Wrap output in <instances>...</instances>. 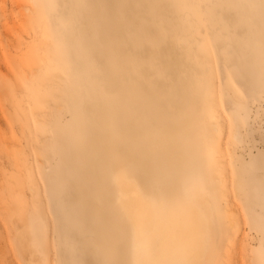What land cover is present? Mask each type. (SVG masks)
Here are the masks:
<instances>
[{"label":"bare ground","instance_id":"bare-ground-1","mask_svg":"<svg viewBox=\"0 0 264 264\" xmlns=\"http://www.w3.org/2000/svg\"><path fill=\"white\" fill-rule=\"evenodd\" d=\"M151 1L160 2L153 13L146 6ZM192 1L215 21L218 65L225 72L231 69L246 95L251 85L264 87L260 82L264 61L245 57L240 44L233 46V36L240 39L243 34L242 11L234 6L245 0H186ZM55 4L57 30L70 42L77 39L71 45L72 58L87 67L86 75L80 73L85 97L77 114L90 113L99 129L92 137L84 136L89 130L85 125L81 129L73 120L61 124L53 116L50 133L44 136L50 156L39 166L42 183L59 216H78L77 233L66 229L55 240L56 264H223L221 251L229 226L218 202L221 181L211 175L209 165L215 155L211 132L218 129L215 122L201 121L203 95L212 87L202 57L172 34L159 33V25L167 26L164 21L175 16L171 2L55 0ZM120 17L136 21L127 23ZM138 20L144 24L138 26ZM107 22L113 25L112 35L118 31L119 40L143 41L152 50L143 56L152 65L137 70L129 62L118 64L100 30ZM223 49L233 52L232 57L218 53ZM234 103L232 139L241 143L246 105ZM235 177L233 191L251 224L264 227V150L247 162L239 161ZM205 193L214 203L217 228L200 211ZM79 207L82 213L76 211ZM50 231L42 219L30 239L43 264L50 254ZM62 241L68 243L65 249ZM251 255L252 264H264L262 245Z\"/></svg>","mask_w":264,"mask_h":264},{"label":"rangeland","instance_id":"rangeland-1","mask_svg":"<svg viewBox=\"0 0 264 264\" xmlns=\"http://www.w3.org/2000/svg\"><path fill=\"white\" fill-rule=\"evenodd\" d=\"M169 1L175 16L171 22L164 21L167 26L159 25V33L172 34L191 53L202 57L212 87L211 93L206 91L203 95L206 108L201 113V121L215 122L218 129L211 132L215 155L209 165L211 175L221 181L217 184L218 202L225 210L222 215L229 226V238L221 251L223 264H252V250L260 245L264 248V227L251 224L245 207L233 191V182L239 161L247 162L258 150H264V87L251 85L250 94L246 95L231 69L226 73L218 65L215 47L219 37L212 29L215 21L200 11V3ZM147 4L153 13L160 2ZM55 6V0H0V264H43L42 257L30 246L32 232L39 229L42 219L51 230L46 264H56L53 245L57 237L64 236L66 229L73 228L71 234L77 233L78 216L71 213L59 216L57 204L41 180L39 166L50 156L44 140L50 133L49 121L53 116L65 125L76 121L81 129L84 125L89 129L84 136L92 137L94 130L99 131L90 113L77 114L85 97L80 73L85 74L87 67L77 57L72 58L71 45L77 39L72 38L70 42L57 30L53 22L57 18ZM234 7L242 11L239 20L243 34L240 39L233 36V46L240 44L245 57L264 61V0H245ZM123 18L120 17L123 22L127 19V23L136 21ZM108 22L100 30L107 38L108 52L118 64L129 62L137 70L152 65L150 58L143 56L152 50L143 41L119 40L118 31L110 33L113 25ZM136 23L144 24L139 20ZM229 50L218 53L231 58L233 52ZM104 67L103 63L100 68ZM233 101L246 105L247 121L240 120L241 143L232 139ZM200 139L204 145V137ZM199 208L211 226L217 228L214 203L208 194L202 195ZM76 211L83 212L81 207ZM216 236L213 232V237ZM67 246V242H61V249Z\"/></svg>","mask_w":264,"mask_h":264}]
</instances>
